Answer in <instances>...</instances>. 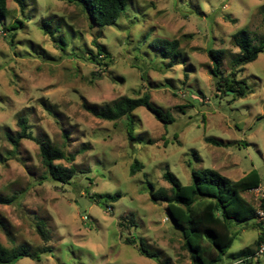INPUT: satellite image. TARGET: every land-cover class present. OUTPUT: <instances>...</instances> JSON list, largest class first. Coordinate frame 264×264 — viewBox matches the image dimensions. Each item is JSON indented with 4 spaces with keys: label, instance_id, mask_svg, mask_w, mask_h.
<instances>
[{
    "label": "rangeland",
    "instance_id": "rangeland-1",
    "mask_svg": "<svg viewBox=\"0 0 264 264\" xmlns=\"http://www.w3.org/2000/svg\"><path fill=\"white\" fill-rule=\"evenodd\" d=\"M23 2L24 11L8 0L0 16V197H13L0 204V243L49 249L14 264H192L166 205L151 200L150 183L169 187V170L188 185L192 168L233 180L256 169L264 179V52L237 74L251 91L243 97L217 91L207 53L225 49L229 72L238 31L264 45V0H128L117 24L105 27L92 26L80 6L63 0ZM18 20L23 25L9 29ZM159 37L179 41L182 56L173 66L149 45ZM98 44L109 52V66L89 59ZM145 93L174 120L165 125L147 108L136 109L133 141L127 117L107 121L83 106L106 108ZM21 116L38 141L22 139L15 148L6 133L20 131ZM40 140L75 155L56 161L76 166L71 180L49 176ZM135 160L143 168L131 175ZM117 192L118 199L108 197ZM246 197L258 202L255 191ZM255 223H231L235 238L221 264L239 262L232 254L255 247ZM128 237L138 245L143 238L153 257ZM253 264H264V254Z\"/></svg>",
    "mask_w": 264,
    "mask_h": 264
},
{
    "label": "trees",
    "instance_id": "trees-1",
    "mask_svg": "<svg viewBox=\"0 0 264 264\" xmlns=\"http://www.w3.org/2000/svg\"><path fill=\"white\" fill-rule=\"evenodd\" d=\"M15 1L19 4L21 10L24 11L23 0ZM63 1L80 6L90 24L100 27L117 24L128 3V0ZM261 10L264 15V6ZM7 13L8 0H0V16L5 17ZM19 25H23V22L20 20L14 22V25L10 26L9 29L19 28ZM45 32L49 33V30ZM244 33L245 31L242 30L234 35L239 47V53L233 58V64L229 72L223 68L225 49L213 46L207 49L208 56L212 61L210 73L215 79L218 92L223 91L228 94V91L232 90L234 95L239 97L246 96L251 92L246 80L238 79L237 74L243 72L246 64L255 61L259 54L264 52V45L252 44ZM149 45L168 59L170 66H173L181 59L182 55L178 40L159 37L152 39ZM89 59L100 67L109 66L111 62L109 52L101 44L97 45V53L92 52ZM83 106L92 115L103 120L115 122L127 117V130L130 141H133L135 138L133 112L140 107L147 108L165 125L174 120L169 113H164L154 105L150 93H145L135 98L121 97L113 105H108L106 108L87 102ZM18 126L20 127V131L16 134L6 133L7 139L15 148L19 147L22 139L37 140L32 134L26 117H19ZM205 141L217 146L227 144L214 137H205ZM38 143L40 145L41 160L49 176L62 183L71 180L77 172L76 166L72 165L68 167L61 163H56V161H73L75 155H68L65 150L45 144L41 140ZM142 168L143 164L135 160L130 167V174L135 175ZM191 176L192 182L184 185L172 172L166 170L163 177L169 183V187L160 186L155 188L150 183L151 200L155 203L162 202L166 205V210L173 221L174 228L180 231L185 239V247L190 252L192 264H221L235 238L231 230V223L249 224V222L256 219L258 206H255L246 197V194L263 184L264 179L256 169L251 170L239 180L230 179L213 168L202 170L192 168ZM120 195L117 192L108 195V197L111 200H116ZM12 202L13 197H0V204L9 205ZM131 222L135 224L134 217H132ZM38 231L44 239L47 238L46 231L42 225H38ZM262 240L263 236L261 235L257 239L255 247H249L236 254H232L233 259H243L247 264L255 263L258 260L253 261L249 257L255 254ZM127 241L129 244H136L143 255L150 258L153 257V254L147 249L143 238L140 239L139 245L133 237H128ZM48 250V248H43L30 252L26 246L21 245L9 248L0 243V264H14L25 256L39 260V253L48 252ZM159 264L162 263L159 262Z\"/></svg>",
    "mask_w": 264,
    "mask_h": 264
},
{
    "label": "built area",
    "instance_id": "built-area-1",
    "mask_svg": "<svg viewBox=\"0 0 264 264\" xmlns=\"http://www.w3.org/2000/svg\"><path fill=\"white\" fill-rule=\"evenodd\" d=\"M253 191L257 193V197L259 200V206L257 208V214H256L255 220L261 225L262 232H263L262 233L263 240L260 246L257 248L255 254L249 257V259L256 261L264 254V184H261L259 187H257ZM108 208L111 210L110 206ZM239 262H242L243 264H247L246 261L243 259H240ZM239 262H233L231 264H238Z\"/></svg>",
    "mask_w": 264,
    "mask_h": 264
},
{
    "label": "crops",
    "instance_id": "crops-1",
    "mask_svg": "<svg viewBox=\"0 0 264 264\" xmlns=\"http://www.w3.org/2000/svg\"><path fill=\"white\" fill-rule=\"evenodd\" d=\"M244 176H245V175H244ZM254 205H255V206H259V200H258V202H256V204H254ZM257 208H258V207H257ZM257 223H258V222L256 221L255 225H257V227L260 228V230H261V234L259 233V236H258L256 239H258V238L262 235V233H263V232H262L261 225H260L259 223H258V224H257ZM258 225H260V226H258ZM256 241H257V240H255V244H256Z\"/></svg>",
    "mask_w": 264,
    "mask_h": 264
}]
</instances>
